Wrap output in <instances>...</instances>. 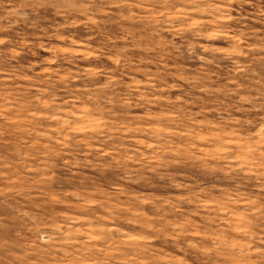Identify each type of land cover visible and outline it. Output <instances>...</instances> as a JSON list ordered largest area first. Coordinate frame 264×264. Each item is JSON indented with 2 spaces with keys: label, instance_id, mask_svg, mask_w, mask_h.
I'll return each instance as SVG.
<instances>
[{
  "label": "clouds",
  "instance_id": "clouds-1",
  "mask_svg": "<svg viewBox=\"0 0 264 264\" xmlns=\"http://www.w3.org/2000/svg\"><path fill=\"white\" fill-rule=\"evenodd\" d=\"M0 264H264V0H0Z\"/></svg>",
  "mask_w": 264,
  "mask_h": 264
}]
</instances>
